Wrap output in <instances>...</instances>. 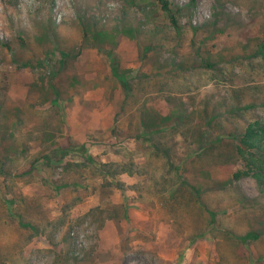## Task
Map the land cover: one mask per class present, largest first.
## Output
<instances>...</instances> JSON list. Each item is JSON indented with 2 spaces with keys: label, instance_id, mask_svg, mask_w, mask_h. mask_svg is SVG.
Instances as JSON below:
<instances>
[{
  "label": "rangeland",
  "instance_id": "obj_1",
  "mask_svg": "<svg viewBox=\"0 0 264 264\" xmlns=\"http://www.w3.org/2000/svg\"><path fill=\"white\" fill-rule=\"evenodd\" d=\"M170 3L181 35L157 0H0L3 262L264 264V192L216 141L264 124V0ZM148 109L188 120L165 135L187 184L173 202ZM204 142L225 155L202 159Z\"/></svg>",
  "mask_w": 264,
  "mask_h": 264
},
{
  "label": "trees",
  "instance_id": "obj_2",
  "mask_svg": "<svg viewBox=\"0 0 264 264\" xmlns=\"http://www.w3.org/2000/svg\"><path fill=\"white\" fill-rule=\"evenodd\" d=\"M157 1L162 11L168 16L169 21L171 22L175 30L178 32V35H181L180 26L178 23V16H177L178 11L174 10L172 4L170 3V0H157ZM262 45L264 46V42L262 43ZM156 48L157 47L154 45H148L145 47V52L149 53ZM211 66H212L211 64L209 63L207 64V67L210 68ZM117 70L116 72L114 71V75L116 78L118 77L120 79L121 76L117 74L118 73ZM124 87L126 88V90L131 91V86L128 78H126ZM170 99L172 100L171 97H168V101H170ZM141 115H142L141 116L142 119L140 122L141 129L145 131V135H146V136L144 135L145 138L148 137L143 141H147L152 145L153 155L156 158H160L162 155L165 156L164 165L161 167L163 175L161 177L155 176V180H157L158 184L165 186L168 184V182H166L168 175L172 177L173 176L177 177L176 181L171 182L170 188L167 185V191H166L169 196L168 200L173 202L174 200L177 199V196L181 194V189H183V187H186L187 184L185 182L179 183L181 174L179 172V168L173 165V162L171 160L172 146L169 144L167 138H165V135L167 133L166 131L169 129L168 127L171 128L173 133H175L177 129H180L181 126L185 127L188 124V120H186L185 116L181 114L179 111H175L171 115L165 118L160 116L159 114H156L155 112L153 114L151 111H149V109L143 110ZM218 117H219L218 115H213L211 118L207 120V124L213 125V122L215 120L217 121ZM172 119H174V121H171ZM226 135L228 137H232V139L235 141L234 151L237 159L242 163V167H243L241 170H238L233 174V180L239 181L242 178L251 177L256 181L260 190L264 192V124L258 120L253 123H250L247 126V128L244 130V132L241 134H226L225 132H219L217 134L216 141L219 142V144H221L225 140ZM200 136L201 139L205 141L206 138L204 137L207 136V134L206 132L201 133ZM204 143H206L207 146L202 145L200 147V154H199V156L202 159L206 157L208 158L213 157L212 154L215 155L216 157H222L225 155L223 154V152H221V150L218 149V147L209 146L210 143L207 142ZM80 149L85 150V147L82 146ZM66 151H68V149H66ZM194 153L198 155L196 151ZM43 160H47L51 162L53 161L48 156L43 157ZM84 162H85L84 163L85 166L91 165L93 166L94 170H98L99 172L102 173V175L104 174L108 175V176L104 175L105 177H115V175L111 173L112 169H114L115 171V167L111 163L99 164L96 161H94L91 156H86ZM72 166L78 167L79 165L78 166L72 165ZM127 171H128L127 167H125L123 172H127ZM253 237H256V235H254ZM0 264H7V263L0 260Z\"/></svg>",
  "mask_w": 264,
  "mask_h": 264
}]
</instances>
